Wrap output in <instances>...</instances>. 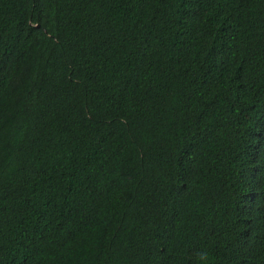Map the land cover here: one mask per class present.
I'll use <instances>...</instances> for the list:
<instances>
[{"label": "trees", "instance_id": "1", "mask_svg": "<svg viewBox=\"0 0 264 264\" xmlns=\"http://www.w3.org/2000/svg\"><path fill=\"white\" fill-rule=\"evenodd\" d=\"M0 264H264V0H0Z\"/></svg>", "mask_w": 264, "mask_h": 264}]
</instances>
